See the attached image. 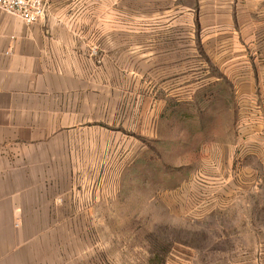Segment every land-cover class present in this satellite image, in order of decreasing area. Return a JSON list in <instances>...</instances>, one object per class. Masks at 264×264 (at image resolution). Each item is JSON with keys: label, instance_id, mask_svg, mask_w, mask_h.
Instances as JSON below:
<instances>
[{"label": "rangeland", "instance_id": "374dc122", "mask_svg": "<svg viewBox=\"0 0 264 264\" xmlns=\"http://www.w3.org/2000/svg\"><path fill=\"white\" fill-rule=\"evenodd\" d=\"M129 6L115 20L107 0L103 25L122 32L84 50L89 114L57 148L70 178L56 181L54 263L264 264V82L202 66L189 42L175 53L185 62L144 36L136 47L130 29L146 20ZM89 8L97 41V0ZM256 20L264 41V4Z\"/></svg>", "mask_w": 264, "mask_h": 264}, {"label": "crops", "instance_id": "0c3cea01", "mask_svg": "<svg viewBox=\"0 0 264 264\" xmlns=\"http://www.w3.org/2000/svg\"><path fill=\"white\" fill-rule=\"evenodd\" d=\"M145 1L143 12L138 0H124L131 19L146 20L140 31L130 29L136 47L139 35L144 36L147 51L159 45L170 60L185 62L175 53H185L189 42L201 54L202 66L225 74L230 70V75L243 69L239 81L264 82V60L257 54L264 51V41L256 27L264 0ZM46 2V16L32 25L0 11V264H55L49 234L57 197L64 195L57 193L56 181L70 178L58 172L66 159L59 162L56 154L67 147L72 117L82 116L84 108L89 114L84 50L110 43L107 37L122 32L103 25L107 0H97V41L82 25L91 12L90 0ZM112 2L116 20L123 0Z\"/></svg>", "mask_w": 264, "mask_h": 264}, {"label": "built area", "instance_id": "2783aa9c", "mask_svg": "<svg viewBox=\"0 0 264 264\" xmlns=\"http://www.w3.org/2000/svg\"><path fill=\"white\" fill-rule=\"evenodd\" d=\"M47 9L46 0H0V11L18 17L26 25L42 20Z\"/></svg>", "mask_w": 264, "mask_h": 264}]
</instances>
